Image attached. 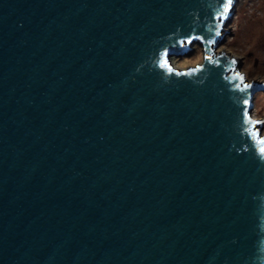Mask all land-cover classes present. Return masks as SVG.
Masks as SVG:
<instances>
[{
  "label": "water",
  "instance_id": "water-1",
  "mask_svg": "<svg viewBox=\"0 0 264 264\" xmlns=\"http://www.w3.org/2000/svg\"><path fill=\"white\" fill-rule=\"evenodd\" d=\"M237 1L0 0V264H264Z\"/></svg>",
  "mask_w": 264,
  "mask_h": 264
},
{
  "label": "rangeland",
  "instance_id": "rangeland-1",
  "mask_svg": "<svg viewBox=\"0 0 264 264\" xmlns=\"http://www.w3.org/2000/svg\"><path fill=\"white\" fill-rule=\"evenodd\" d=\"M237 1V0H236ZM233 11V9H232ZM234 14L227 21L224 43L215 52H226L238 62L240 74L248 82L264 83V0H238ZM187 55L174 56L172 65L179 70L194 68L203 64V48L194 45ZM258 121L264 120V91L255 95L254 112ZM264 134V123L261 129Z\"/></svg>",
  "mask_w": 264,
  "mask_h": 264
},
{
  "label": "snow or ice",
  "instance_id": "snow-or-ice-1",
  "mask_svg": "<svg viewBox=\"0 0 264 264\" xmlns=\"http://www.w3.org/2000/svg\"><path fill=\"white\" fill-rule=\"evenodd\" d=\"M233 2L234 0H228L227 4L225 5L224 7V13L223 15L226 17L227 16V13L229 12L231 6L233 5ZM216 35L219 36L220 35V32H216ZM190 42V41H189ZM214 41H209V43H213ZM210 59V58H209ZM235 63V62H233ZM162 67H165L167 66V62L165 61V64L161 65ZM169 71H171V69H169ZM191 73H178V75H190ZM237 76H239V74H237ZM239 79L241 81H243V77H239ZM236 87L239 88V85H236ZM245 88H248V87H251L250 85H245L244 86ZM244 89H241V91H243ZM245 115H247V113H245ZM249 123H252L250 118H249ZM256 123H264V122H256ZM246 131H249V132H253L254 135H258L259 134V130L258 129H255V123H252V128H249V129H246ZM259 143L261 145H264V139H261L259 141ZM260 153L262 156H264V147H261L260 148Z\"/></svg>",
  "mask_w": 264,
  "mask_h": 264
},
{
  "label": "bare ground",
  "instance_id": "bare-ground-1",
  "mask_svg": "<svg viewBox=\"0 0 264 264\" xmlns=\"http://www.w3.org/2000/svg\"><path fill=\"white\" fill-rule=\"evenodd\" d=\"M227 30V28L226 29H224V32ZM252 118L255 120V121H258V120H256L257 119V116H255V115H253L252 114Z\"/></svg>",
  "mask_w": 264,
  "mask_h": 264
}]
</instances>
